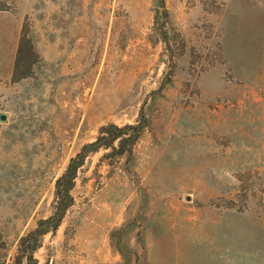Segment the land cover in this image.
Masks as SVG:
<instances>
[{"label":"rangeland","instance_id":"obj_1","mask_svg":"<svg viewBox=\"0 0 264 264\" xmlns=\"http://www.w3.org/2000/svg\"><path fill=\"white\" fill-rule=\"evenodd\" d=\"M164 2L0 0V264L71 158L143 111L130 157L87 158L38 264H264V0Z\"/></svg>","mask_w":264,"mask_h":264},{"label":"trees","instance_id":"obj_2","mask_svg":"<svg viewBox=\"0 0 264 264\" xmlns=\"http://www.w3.org/2000/svg\"><path fill=\"white\" fill-rule=\"evenodd\" d=\"M159 1L166 15L165 2L164 0ZM150 124L151 121L143 111L135 124H127L122 127L115 124L104 126L100 129L94 142L84 145L80 152L71 158L65 172L56 183L53 214L47 219L40 220L32 231L21 237L13 264H38L35 254L40 249L44 237L49 233L57 232L66 213L74 204L72 191L76 184L78 172L84 166L87 158L101 150L109 149L119 156L130 157L133 148L149 129ZM126 148L130 149L127 150Z\"/></svg>","mask_w":264,"mask_h":264},{"label":"water","instance_id":"obj_3","mask_svg":"<svg viewBox=\"0 0 264 264\" xmlns=\"http://www.w3.org/2000/svg\"><path fill=\"white\" fill-rule=\"evenodd\" d=\"M0 119H1L2 121H6V120H7V116H6V115H1V116H0Z\"/></svg>","mask_w":264,"mask_h":264}]
</instances>
